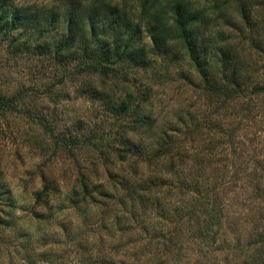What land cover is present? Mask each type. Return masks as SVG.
I'll return each instance as SVG.
<instances>
[{
	"label": "rangeland",
	"instance_id": "1",
	"mask_svg": "<svg viewBox=\"0 0 264 264\" xmlns=\"http://www.w3.org/2000/svg\"><path fill=\"white\" fill-rule=\"evenodd\" d=\"M114 2L127 12L138 8V0ZM226 32L243 45L242 34ZM52 42L42 30L19 27L0 36V96L15 98L12 105L0 108V264H103L109 256L108 264H115L122 258L123 245L130 244L131 249L134 238L145 236L130 229L121 239L115 221L122 208L117 170L105 168L100 160L117 144L120 122L107 112L104 100L87 92L103 89L112 102L124 88L114 81L63 71L45 54ZM243 47L248 76L264 74L262 57ZM186 70L185 65L161 60L154 71L135 79L138 91L148 90L143 113L160 129H173L178 138L183 135L180 150L185 163L179 171L188 173V156L203 149L214 156L213 173L225 178L235 169L228 165L234 151L242 159L236 169L247 166L248 159L264 163V100L218 109L206 101L202 84L193 88L184 82L181 74ZM186 114L196 127L183 129L179 120L185 121ZM35 118L45 121L54 136H77L76 151L59 148ZM234 131L237 137L230 140ZM45 184L50 190L37 201ZM225 204L227 221L219 229L213 227L216 232L205 247L189 262L185 257L189 251L180 247L167 264L249 263L264 233V205L240 191L234 197L228 194ZM173 228L170 224L167 230L174 233ZM180 236L181 230L176 231ZM181 245L187 247L184 241ZM144 258L137 264H148Z\"/></svg>",
	"mask_w": 264,
	"mask_h": 264
},
{
	"label": "trees",
	"instance_id": "2",
	"mask_svg": "<svg viewBox=\"0 0 264 264\" xmlns=\"http://www.w3.org/2000/svg\"><path fill=\"white\" fill-rule=\"evenodd\" d=\"M260 1L138 0L137 11L127 12L114 0H56L51 6L0 0V36L18 27L42 30L53 37L45 54L63 71L114 81L124 88L112 102L103 89L87 92L104 100L107 112L120 122L117 144L100 160L105 168L117 170L122 208L115 221L121 239L130 229L145 236L134 238L131 249L130 244L123 245L122 258L115 264H137L144 255L148 264H167L180 247L189 251L185 256L189 262L214 235L213 227L226 223L228 194L248 192L264 205V163L248 159L247 166L236 169L242 159L235 151L228 163L235 169L227 178L213 173L214 156L204 149L190 153L188 173L179 171L185 163L180 150L183 135L178 138L173 129H160L143 113L148 90L138 91L135 85L138 74L154 71L159 61L167 60L185 65L184 82L193 88L202 84L206 101L218 109L264 100V74L248 76L243 61L245 44L264 63V0ZM226 31L242 34L243 45ZM14 99L0 96V108ZM186 117L179 120L183 129L198 125ZM35 120L59 148L76 149L77 136H54L45 121ZM236 137L234 131L228 138ZM50 187L45 184L36 200ZM170 224L174 233L167 230ZM111 260L109 256L103 264ZM248 264H264V233Z\"/></svg>",
	"mask_w": 264,
	"mask_h": 264
}]
</instances>
